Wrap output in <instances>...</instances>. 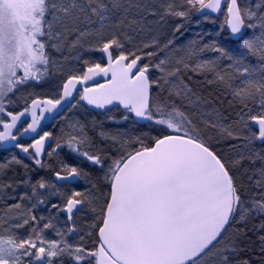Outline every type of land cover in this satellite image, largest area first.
I'll return each instance as SVG.
<instances>
[{"label":"snow or ice","instance_id":"6c2138e0","mask_svg":"<svg viewBox=\"0 0 264 264\" xmlns=\"http://www.w3.org/2000/svg\"><path fill=\"white\" fill-rule=\"evenodd\" d=\"M225 2L230 39L242 45L238 54L213 40L200 51L218 53L215 59L191 69L178 60V66L167 70V60L152 64L150 58L157 53L147 50L168 49L173 39L161 47L154 37L132 51H123L120 35L132 42L125 29L158 32L167 23L166 17H173L183 21L172 27L174 35L186 30L193 12L210 20V13L219 12ZM150 5L151 0H0V114L10 118V122L0 119V144L17 141L12 129L21 117L29 113L32 117L21 134L36 133L43 114L53 113L72 97L78 84L109 73L106 84L84 87L80 100L100 109L117 102L125 110L124 121L131 114L136 124L159 126L157 135L101 131V138L120 146L117 156L99 147L87 150L92 141L82 125L78 134H68L67 147L99 168L103 176L93 181L83 168L61 162L54 172L58 183L44 178L34 183L25 180L31 194L19 196L0 215V230L7 233L0 234V264H264V0L254 9L238 0H182L179 6L172 0L159 13ZM150 16L157 18L150 20ZM246 29L259 32L246 37ZM42 37L58 52L65 45L69 50L85 47L84 41L91 37L95 42L85 50L105 54L107 64L85 60L86 70L67 76L59 98L32 99L22 111H8L7 105L14 103L10 94L19 92L20 98L27 99L26 90L38 87L49 64H56L50 61ZM249 56L259 63H246ZM146 59L149 62L141 63ZM222 60L229 61L226 68H221ZM151 68L162 76L150 79ZM189 69L213 73L207 83L227 89L232 97L229 106L240 108L235 120L227 122L229 118L218 109L205 110L209 102L180 76ZM154 88L159 92L154 94ZM164 91L168 98L162 101L159 96ZM253 106L258 109L255 113ZM72 127L77 129V125ZM209 132L220 140L236 141L229 148L238 149V154L226 160L209 143ZM50 136L45 131L34 143H15L14 147L43 168L46 165L40 157ZM145 138L152 143H145ZM131 144L139 147L128 151ZM62 146L57 143L56 148ZM245 161L253 167L238 176ZM12 163L22 161L13 156ZM80 181L89 187L75 188ZM245 181L252 189L247 198ZM12 187L0 184V191ZM24 200L30 206L23 205ZM41 206L46 216L36 214ZM89 214L90 222L78 225ZM20 229H27V234L21 236ZM47 230L57 239L48 238ZM94 233L97 246L90 250L83 242ZM74 236L82 243H71L69 238Z\"/></svg>","mask_w":264,"mask_h":264},{"label":"rangeland","instance_id":"374dc122","mask_svg":"<svg viewBox=\"0 0 264 264\" xmlns=\"http://www.w3.org/2000/svg\"><path fill=\"white\" fill-rule=\"evenodd\" d=\"M239 2L241 5L247 4L254 9L255 4L258 3L259 0H239ZM225 20L226 8L224 9V12L220 17L210 16V20H204L203 17H198L194 21L191 20V23H186V30H182L181 33H175L171 37L174 43L168 49L160 51V54L156 57V63L161 59H166L167 63L166 65H164V67L167 70H171L173 67L178 66V60H182L184 63H188L190 65V69L194 68L197 63L204 60H213L219 55L218 53L209 50L200 51V48L203 44H207L213 40H216L219 44L228 48L233 52V54H238L239 51L243 50L242 45L239 42H235L230 39ZM196 21H200V23L197 24ZM254 32L258 34L259 30L249 29V33L246 37L252 36ZM72 38L73 37H70L69 39ZM41 39L46 42L45 50L50 57V61L54 60L56 61V64H49V72L38 87H36L35 89L30 88L26 90L25 95L27 96V99L20 98L19 92H17L15 95L10 94V99L13 100L14 103L7 105L8 111L13 112L14 110H21V108L31 103L32 99L35 98H59L62 92V85L66 81L67 76L70 74H82L83 71L86 70V65L84 64L85 60L106 65L101 52L85 50L88 45L95 42L91 37L87 38L84 41L85 47H77L75 49L69 50L67 45H65L63 50L60 52L49 46V42H47L46 37H42ZM193 41H196V43L192 44ZM115 55L117 54L114 53V56ZM77 56H79L80 58L77 59ZM246 63L257 65L259 62L256 57L249 56ZM228 64L229 61L227 60L220 61L221 68H226ZM179 66L182 68V65ZM190 69L182 70L180 76L189 85H191V83L188 82L186 78L196 77L197 79L203 80L201 82H197L195 85L200 91L204 92L212 99L211 100L210 98L204 97L200 92L198 93L199 96L209 102L205 110L211 112L212 109L215 108L221 111V109L212 102L214 101L223 104L224 99H232V97L227 94V89L222 84L216 82H213L211 84L207 83V80H213V73L204 72L203 74H197ZM160 76H162V73L157 69H154L150 74L151 79H156ZM234 82L239 83V80H235ZM29 92H31L32 95H27V93ZM156 92H159V89L154 88V94ZM80 95L78 96L75 104L59 118V124L53 126V129H55L57 132L56 135L59 139L58 141L60 142V144L66 145L65 142L67 140L68 134H78V128L82 125L84 127L85 133L92 141V146L88 147L87 150L93 151L95 147L103 149V143H110L115 147L114 149L117 150V154L115 155L117 156L119 154L120 146L117 144H113L109 140L101 138V136L99 135L101 131H120L130 133L132 135H141L142 133L157 135V129L159 126L153 127L149 124H146L145 126L138 125L133 122L134 119L131 114H129V119L127 121H124L123 115L125 114V110H122L120 108H115L104 113H97L89 110L85 106L83 100H80ZM166 98H168L167 91L160 93V100L163 101ZM177 103L179 104V101H177ZM254 110H256V108L253 106V111ZM189 111H191V109H189ZM110 117H112L113 119H109ZM6 118V116L0 114V119L6 120ZM211 118L212 117H206V119ZM236 118L237 115L234 116V118L231 117L230 119H228L227 122H231ZM72 125H77V129H73ZM209 136L212 137L211 139H209V142L212 143L213 141V143L216 144L217 147L219 146L218 148L220 149V151L225 153L227 152L228 154H233L235 156L238 154V149L230 150L229 148V145L237 143L236 141L220 140L214 132H209ZM146 139L150 138H145V143L148 142L146 141ZM138 147L139 145L131 144L128 146V151H132ZM62 157L64 163L68 164L70 160L73 165L79 166L83 169L85 168V166L90 165V162L84 161L82 157L78 156L75 152H72L68 147L65 148V152H63ZM85 169L87 170L88 168ZM87 173H89L90 177L92 178V172H90V170H87ZM83 184L86 183L84 181H80L77 186L74 187L77 189H83ZM89 216H91V214H89ZM85 220L87 221V223L90 222V219H86L82 216V218L77 221L78 225H82L81 227H83V225L85 224ZM4 227H7V224H5ZM48 232L49 233H45L48 238L57 239L52 230ZM80 234L82 235L83 233ZM69 239L73 244L82 243L79 240L78 236L70 237ZM83 243H85L86 247L90 250L94 249L97 246V244H95V240L89 239L87 237Z\"/></svg>","mask_w":264,"mask_h":264},{"label":"flooded vegetation","instance_id":"af4514ba","mask_svg":"<svg viewBox=\"0 0 264 264\" xmlns=\"http://www.w3.org/2000/svg\"><path fill=\"white\" fill-rule=\"evenodd\" d=\"M29 105L30 103L27 106ZM24 107L21 108V110H14L13 113H18L22 111ZM59 118L56 119L50 126L45 127L40 133V135H43V133L47 131L51 133V137H52V142L47 147L44 158L42 159L46 167L40 168L36 166L33 160L28 156V154H25L21 152L20 149L14 147L15 143H20L25 146H28L34 143L35 139L39 138L40 135L35 139H26L23 136L24 134H21L23 133V128L27 127L28 123H31L30 121L26 120L22 122L14 130L13 134L17 136V141L15 142L5 141L3 142V144H0V166H3L2 168H0V184H8V183L13 184L12 188H5L2 191H0V215H4V211L7 205L17 203L19 200V196L23 195L25 192L31 194L30 184L24 183L25 180H29L30 178V183H34L37 179L44 178L45 180H48L50 182L58 183L55 180L54 172L59 170V165L61 164V162L64 163L61 153L64 150V146H62L61 148H56L57 143H59L58 141L59 139L56 135L57 133L56 130L53 129V126L59 124L58 122ZM5 121L10 122V118L7 117ZM0 131H3L2 125H0ZM53 149H56V151L53 152L52 151ZM31 151L33 150L30 149V152ZM49 152H52V155L49 156L48 155ZM13 156L21 160L22 164L12 163ZM23 165H27L28 168L25 169ZM78 183L74 184L73 186H77ZM11 197H16V199H12ZM52 201L57 202V198L52 197ZM21 203L23 205L30 206V202L27 200L21 201ZM36 214L46 216L48 212L44 206H41L36 210ZM89 217L90 216L85 218L89 219ZM18 231L21 236L27 234V229H20ZM48 231L50 230H47L46 233H49ZM0 234L6 235L7 233H3L1 230Z\"/></svg>","mask_w":264,"mask_h":264},{"label":"trees","instance_id":"16d2710c","mask_svg":"<svg viewBox=\"0 0 264 264\" xmlns=\"http://www.w3.org/2000/svg\"><path fill=\"white\" fill-rule=\"evenodd\" d=\"M169 2H172V0H151V7L153 8V10L159 12L163 11V8H165L167 6V4ZM182 3V0H175V4L177 6H179ZM185 7H187L185 5ZM157 17H149V19H156ZM196 18H198L196 16V12H193L191 14V20L194 21ZM116 20V17H113V21ZM167 23L164 25V27H162L158 32L157 31H144V32H139V31H131V30H127L125 29L124 31L126 32L127 36H130L132 38V42L128 43V41L125 39L124 35H120V39L122 40V42L125 43V48L123 49V51L125 52H129L134 50L135 47L142 45L143 42H149L151 41L154 37L158 40L159 45L162 47L168 39H171V37L173 36V32H172V27L176 24V23H182L183 21H181L179 18H173V17H166ZM93 28L96 27V25L92 26ZM112 31V29H109L108 32L105 33V35H108L110 32ZM119 50L114 51V53L118 54ZM147 51H154L157 54L154 55L153 57H151V63L155 64L156 63V57L160 54V50L157 48H152V49H148ZM149 62L147 59L144 60V63ZM155 69V68H154ZM188 82L191 83L192 88L197 92V93H201L204 97L210 98L207 94H205L204 92L200 91L198 89V87L195 85L197 82H201L203 81L202 79H197L196 77H191V79L186 78ZM154 92V89H153ZM212 100V99H211ZM231 99L227 98L224 99V103L220 104L219 102H212L214 103L217 107H219L221 109V112L224 113L225 116H227L229 119L232 117L234 118V116L237 115V113L240 111L239 106H229V101ZM258 109L256 108V110H254L253 112H257ZM235 120V119H234ZM147 123H144L142 126H145ZM147 144H151L152 141L151 139H146ZM213 148L217 149L220 151V149L216 146V144L209 142ZM103 150L110 154L111 156H115L117 154V150L114 149L115 147L112 146L110 143H103L102 144ZM65 148H67V145H64V150L61 152L63 154V152H65ZM222 155H224L225 159H231L234 158L235 155L233 154H228L227 152H222L220 151ZM69 165H73V163L69 160ZM90 167V168H89ZM253 166L250 165L248 163V161L244 162V168H241L237 171V175H241L242 173H244V169H249V171L251 170ZM85 168H88L87 170H91L93 176H92V180L93 181H98L102 176H103V172H101V170L97 167H92L91 165L89 166H85ZM84 168V169H85ZM85 169V171H87ZM104 187L106 188L107 185H104ZM245 187L248 189L246 192V196L245 198L251 196L252 194V189L250 188V186H248L247 182L245 181ZM258 222V221H257ZM249 227H251V224H249ZM251 235V233H249ZM95 238V244H97V236L95 234L94 236ZM245 255H248V253H245Z\"/></svg>","mask_w":264,"mask_h":264},{"label":"water","instance_id":"95a60500","mask_svg":"<svg viewBox=\"0 0 264 264\" xmlns=\"http://www.w3.org/2000/svg\"><path fill=\"white\" fill-rule=\"evenodd\" d=\"M238 3H240L239 2V0H238ZM226 8V2L225 3H222V5H221V10L219 11V12H213V13H210V16L211 17H220L222 14H223V12H224V9ZM205 12H209L210 10H207V9H205L204 10ZM196 16L197 17H203L202 15H201V13H197L196 12ZM226 28H227V31L229 32V35H230V30H229V28L226 26ZM248 32H249V29H246L245 30V36L248 34ZM234 41V40H233ZM102 54V56L104 57V60H105V62H106V64H107V57H106V55L105 54H103V53H101ZM113 55H114V52H113ZM141 63H144V61H142ZM154 70V68H151L150 69V74H151V72ZM110 78H111V74L109 73V75L107 76V77H105V76H103V75H99V76H96V77H94L92 80H89L86 84H84V85H77L76 86V91H74L73 92V96L72 97H70V98H68L67 100H65L63 103H62V105L61 106H59L56 110H54V112L53 113H47V112H45L44 114H43V118H41L40 119V123H39V125H38V127H37V132L36 133H33V132H28V133H24V138H26V139H35V138H37L39 135H40V133H41V131L45 128V127H48V126H50L56 119H58L60 116H62L64 113H66L74 104H75V102L77 101V99H78V96L80 95V94H82V92H83V88L84 87H98L99 85H101V84H106L107 82H108V80H110ZM151 79V78H150ZM61 94H62V92H61ZM40 99H46V98H41V97H39ZM36 99V98H35ZM84 102V104H85V106L89 109V110H91V111H94V112H97V113H104V112H106V111H109V110H112V109H115V108H120V109H122V110H124L123 109V106L122 105H119L117 102H114L112 105H108V106H106V108H104V109H100V108H96L95 106H93V105H89V104H87V102L86 101H83ZM30 105H31V103H30ZM29 105V106H30ZM37 114L39 115V109H37ZM53 116H55V119H53ZM134 118V117H133ZM32 121V117H31V114L29 113V114H26L24 117H21V120L20 121H18L17 122V126H16V128L22 123V122H24V121ZM144 124V122H141V123H139L138 125H143ZM16 128H14V129H12V132H14V130L16 129ZM51 142H52V137L50 136L49 138H48V140H46L45 141V146H44V154L40 157V159L42 160L43 158H44V155H45V153H46V150H47V147L51 144Z\"/></svg>","mask_w":264,"mask_h":264},{"label":"bare ground","instance_id":"6f19581e","mask_svg":"<svg viewBox=\"0 0 264 264\" xmlns=\"http://www.w3.org/2000/svg\"><path fill=\"white\" fill-rule=\"evenodd\" d=\"M248 33H249V32H248ZM247 35H248V34H247ZM247 35H246V36H247ZM231 40H232V39H231ZM232 41H233V40H232ZM235 42H237V41H235ZM133 119H134V118H133ZM59 143H60V142H59ZM61 145H63V146H64V144H61ZM83 185H84V186H83ZM83 185H82V186H83L84 188H87V187H89V185H88V184H83ZM83 187H82V188H83ZM84 188H83V189H84ZM86 223H87V221L85 220V224H86ZM81 226H82V225H81ZM93 236H95V234H93ZM91 239L95 240V238H94V237H92Z\"/></svg>","mask_w":264,"mask_h":264}]
</instances>
